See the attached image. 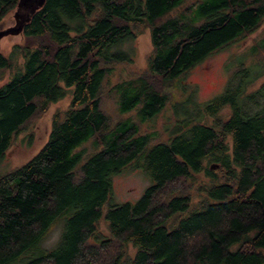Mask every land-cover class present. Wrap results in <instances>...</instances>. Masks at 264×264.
<instances>
[{"label":"trees","instance_id":"obj_1","mask_svg":"<svg viewBox=\"0 0 264 264\" xmlns=\"http://www.w3.org/2000/svg\"><path fill=\"white\" fill-rule=\"evenodd\" d=\"M17 3L0 0V21ZM263 21L264 0H45L18 49L0 52V71L22 59L0 85V159L32 117L68 91L71 101L37 154L0 175V264H264V79L254 87L245 55L226 62L223 91L204 103L179 85L187 96L170 104L166 138L142 129L175 82ZM137 27L149 28L151 53L109 85L112 122L102 93L131 62L120 47ZM128 167L151 184L112 204V177Z\"/></svg>","mask_w":264,"mask_h":264},{"label":"rangeland","instance_id":"obj_2","mask_svg":"<svg viewBox=\"0 0 264 264\" xmlns=\"http://www.w3.org/2000/svg\"><path fill=\"white\" fill-rule=\"evenodd\" d=\"M198 0H187V4L195 5ZM15 24V9L9 12L0 21V30L13 26ZM23 35L8 34L0 39V52L8 55L12 53L16 45L22 42ZM120 50L129 52L132 60L129 63L116 64L107 76V88L102 93L103 108L109 114L111 121L114 122L120 119V115L116 110L115 97L109 91V85L115 84L121 76L134 74V72L142 71L146 68L148 57L151 53L150 30L146 27H137L133 29V36L125 40ZM245 55V67L248 68L254 87L264 79V66L259 65L260 61H264V21L262 25L250 36L239 38L227 46L219 49L206 57L203 61L193 66L180 82H175V90L171 91L168 105L164 110L153 120L145 121L142 124L144 132H156V139L166 138L164 126L174 120L173 110L170 104L184 102L186 93L181 92L179 85H190L196 89V102L204 103L223 91L227 80V71L225 64L231 57H241ZM237 59V58H236ZM261 59V60H260ZM21 56H14L13 64L10 69L0 71V85L8 81L11 76L17 71L21 65ZM263 72L259 76L257 83L255 75ZM179 90V92L177 91ZM71 101V92L51 103L47 110L40 112L32 117L15 137L10 148L5 152L0 159V175L11 171L28 160H30L48 140L49 132L52 124V117L57 112H63L68 108ZM228 109H225L226 114ZM88 153L94 151L91 143L85 146ZM151 184V180L143 173L141 169L128 167L122 172L112 177V194L110 202L118 204L122 202H135L144 192L147 186ZM62 223H58L53 227L46 239L43 241V246L51 247L55 244L60 236ZM98 231L102 236H108L109 232L106 223L101 220L98 223Z\"/></svg>","mask_w":264,"mask_h":264},{"label":"water","instance_id":"obj_3","mask_svg":"<svg viewBox=\"0 0 264 264\" xmlns=\"http://www.w3.org/2000/svg\"><path fill=\"white\" fill-rule=\"evenodd\" d=\"M44 2L45 0H18L15 9V24L13 26L0 30V39L8 34H22L25 23L29 21L30 16L37 9L43 6Z\"/></svg>","mask_w":264,"mask_h":264}]
</instances>
